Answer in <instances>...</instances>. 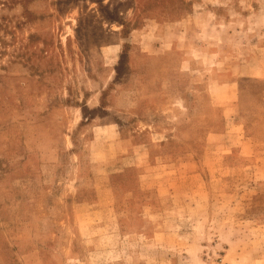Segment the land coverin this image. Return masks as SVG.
Segmentation results:
<instances>
[{
  "label": "rangeland",
  "instance_id": "1",
  "mask_svg": "<svg viewBox=\"0 0 264 264\" xmlns=\"http://www.w3.org/2000/svg\"><path fill=\"white\" fill-rule=\"evenodd\" d=\"M0 264H264V0H0Z\"/></svg>",
  "mask_w": 264,
  "mask_h": 264
}]
</instances>
